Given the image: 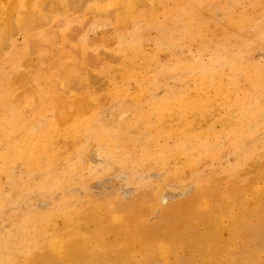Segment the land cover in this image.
I'll return each instance as SVG.
<instances>
[{
    "label": "rangeland",
    "instance_id": "rangeland-1",
    "mask_svg": "<svg viewBox=\"0 0 264 264\" xmlns=\"http://www.w3.org/2000/svg\"><path fill=\"white\" fill-rule=\"evenodd\" d=\"M0 264H264V0H0Z\"/></svg>",
    "mask_w": 264,
    "mask_h": 264
}]
</instances>
